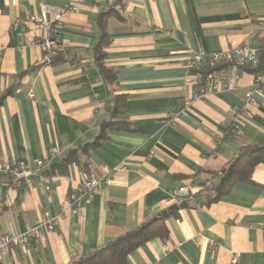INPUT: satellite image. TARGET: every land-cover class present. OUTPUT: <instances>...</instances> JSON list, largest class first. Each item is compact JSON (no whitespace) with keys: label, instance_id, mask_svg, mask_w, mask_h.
Returning <instances> with one entry per match:
<instances>
[{"label":"crops","instance_id":"obj_1","mask_svg":"<svg viewBox=\"0 0 264 264\" xmlns=\"http://www.w3.org/2000/svg\"><path fill=\"white\" fill-rule=\"evenodd\" d=\"M3 1L0 160L32 167L42 160V172L73 151L80 162L54 175L49 191L36 181L16 188L0 178V237L22 234L45 214L64 216L54 232L0 255V264H70L164 218V211L168 238L150 241L128 264H264V162L250 182L200 206L207 184L220 182L241 147L264 145V95L242 117L240 132L229 135L232 109L255 74L264 79V63L256 68L259 73L239 69L236 91L216 92L189 107L183 103L195 91L187 68L195 49L221 53L246 45L264 59V0H111L122 9L107 18L104 0ZM44 5L79 7L60 26L47 15L61 40L59 63L31 44L43 34L29 20L40 16ZM103 32L112 40L104 62L117 73L115 83L103 80L95 59ZM118 96L127 101L117 120L128 121L132 131L111 132L97 149L82 154L100 125L112 119ZM105 167L111 182L73 215L66 204L72 187L90 176H106ZM181 188L188 193L179 194ZM184 203L187 207L170 210Z\"/></svg>","mask_w":264,"mask_h":264},{"label":"built area","instance_id":"obj_2","mask_svg":"<svg viewBox=\"0 0 264 264\" xmlns=\"http://www.w3.org/2000/svg\"><path fill=\"white\" fill-rule=\"evenodd\" d=\"M105 7L103 11L112 8L121 11V5L113 6L111 0H104ZM79 12L78 5L68 8H54L44 5L40 16L33 15L29 22L35 29L42 32L41 39L33 40L31 44L41 45L48 53V57L52 58L61 48V40L58 35L51 31V23L47 15L52 14L55 17V24L61 25V20L68 14H77ZM260 65V59L257 51L246 45L235 47L227 52L208 53L203 48L195 49L187 62V68L192 74V85L195 91L191 96L183 99L185 107H189L192 102L204 101L210 95L216 92H233L239 89L241 73L239 69L250 68L256 69ZM264 95V79L260 74H255L254 82L231 112L233 116V124L229 129V135H237L241 130V119L244 115L250 113V108L255 106L257 98ZM30 94V97H33ZM54 150L52 156L56 155ZM44 167L42 160L36 162L35 167L24 163H15L7 160H0V178H6L16 188L31 187L34 182L45 185L49 191L51 186L49 180L42 174ZM106 176L97 178L90 176L84 181L75 184L69 192L66 204L73 215L79 216L85 204L89 203L101 190L111 182V171L104 168ZM209 189L214 188L213 183H208ZM189 188H181L179 194L188 193ZM172 196L171 199H174ZM64 216L53 217L49 214L43 215L32 226H27L22 234H4L0 237V255H7L12 249L29 247L33 242L42 238L46 233L54 232L59 226ZM168 250V249H167Z\"/></svg>","mask_w":264,"mask_h":264},{"label":"trees","instance_id":"obj_3","mask_svg":"<svg viewBox=\"0 0 264 264\" xmlns=\"http://www.w3.org/2000/svg\"><path fill=\"white\" fill-rule=\"evenodd\" d=\"M4 8V1L0 0V9ZM114 15V8L103 13V18ZM104 22L101 21V27L104 28ZM112 40L103 32L100 41L95 46V59L98 70L107 83H115L117 80V73L109 69L105 65L106 52L105 49L111 44ZM57 52L52 58L51 62L59 63L64 61ZM264 55V53H263ZM264 58V56H263ZM264 63V59L259 58ZM246 69V68H244ZM260 69L254 72L259 73ZM125 96H118L114 106L110 109L112 119L100 125L99 135L93 143L83 146L81 149L82 154L91 152L97 149L105 141L110 138V133L114 131H132L131 125L128 121L117 120L118 115L125 105L127 99ZM79 152V151H78ZM80 157L76 151L71 152L69 156L63 160L62 163L54 165L49 171L42 174L48 179H52L54 175H59L69 172V167L72 164H79ZM264 162V145L243 146L239 150L237 156L226 166L222 172L220 182H213L214 188L209 189L204 194L205 202L200 204L209 205L221 200L223 197L229 195L236 184L248 183L251 181L255 169ZM50 184V182H49ZM50 186H52L50 184ZM197 196H194L196 199ZM188 201L187 203H190ZM199 205V204H197ZM169 235L168 229L165 225L164 218H158L153 221L142 224L134 230H130L110 241L99 249L92 250L83 256L77 258L70 264H128L130 256L138 249L146 246L154 239H167Z\"/></svg>","mask_w":264,"mask_h":264},{"label":"water","instance_id":"obj_4","mask_svg":"<svg viewBox=\"0 0 264 264\" xmlns=\"http://www.w3.org/2000/svg\"><path fill=\"white\" fill-rule=\"evenodd\" d=\"M185 207H187V204H186V203L182 204L181 206H177V205L172 206L170 210H171V211H177V210H179L180 208H185ZM167 216H168V212H167V211H164V212L161 214V217L166 218Z\"/></svg>","mask_w":264,"mask_h":264}]
</instances>
